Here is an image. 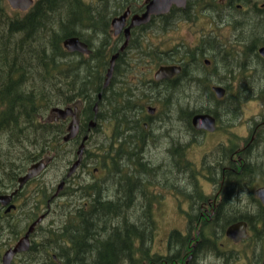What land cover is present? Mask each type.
Here are the masks:
<instances>
[{
    "label": "flooded vegetation",
    "instance_id": "af4514ba",
    "mask_svg": "<svg viewBox=\"0 0 264 264\" xmlns=\"http://www.w3.org/2000/svg\"><path fill=\"white\" fill-rule=\"evenodd\" d=\"M4 1L17 15L28 13L34 6L22 11L10 8ZM76 1V7L89 17H86L88 28L81 24V36L68 38H78L91 51L94 42L110 44L112 51L108 55L105 74L111 57L118 53L113 75L103 90L110 91L114 86L115 91H125L134 83L145 90L156 89L158 94L143 99L142 115L140 113L141 124L149 130L144 137L131 133L136 156H131L133 163L129 165L121 161L112 165L100 155L88 163L84 152L75 172L67 176L70 163L59 178L58 182L63 186L57 195V187L54 192L46 190L45 193L40 187L39 179L51 166L50 161L21 188L19 179L36 161L23 171L4 169V189L0 191V197L7 199L5 204L0 200V264H3L6 252L25 238L32 225L27 237L28 248L15 253L10 264H51L47 260L41 261V249L47 243L44 235L63 230L65 218L72 211L94 212L93 206L115 203L121 214L126 211L127 204L150 201L149 211L156 218L159 204L168 198L173 201L174 211L184 220V225L169 230L163 253L154 252L156 235L152 237L146 247L158 258L151 257V264H264V0H191L193 4L189 7L187 0L184 6L173 3L167 12L151 14L146 22L136 25H132L135 18L153 10L155 3L168 0ZM117 18H123L122 27L115 32L112 22ZM77 24L74 25L76 28ZM179 27H186L187 35L176 43L171 42L170 33ZM127 36V44L120 51ZM171 49L188 51L186 62L192 70L197 68L195 73L200 76L194 90L212 92V102L223 101L218 103L220 106L238 105L235 115L232 113L225 118L196 113L212 116L214 131L196 130L191 124L195 114L190 124L184 111L169 117V109H166V115L159 116L160 105L165 102L159 92L175 85L177 80L184 81V77L175 79L182 73L184 60L156 64L162 61L157 58H168L173 52L169 51ZM115 65L120 70L118 75L114 74ZM133 66L135 71L128 74ZM162 66H179L181 71L171 78H155ZM215 87L225 91L222 98L215 96ZM253 102L259 103L262 112L249 119L242 118L241 107ZM98 111L99 106L96 112L92 110L90 118H82L79 111V132L69 143L76 148L79 146L82 137L89 133V122L93 117L98 118L95 116ZM132 114L134 117L136 111ZM47 121L55 126L61 123L67 126L70 118L61 121L51 115ZM4 127L0 139H4L2 145L9 150L12 145L8 138V122ZM240 127L243 131H238ZM213 136L217 140H212L210 147L200 148L207 146L205 141ZM2 145L0 143V150L4 149ZM193 146L203 150L196 164L187 159L188 149ZM187 161L193 165V170H187ZM127 166L133 178L123 181L122 170ZM125 189L130 190L129 197ZM62 199L67 201L61 203ZM135 209L136 206L131 207V211ZM57 211L60 220H51L45 227L43 224ZM222 220L228 221L225 229L219 227ZM238 224L244 226V236H237L238 240L228 237V228ZM51 261L58 264L56 258ZM121 263L129 264L128 260ZM130 264H136V260Z\"/></svg>",
    "mask_w": 264,
    "mask_h": 264
},
{
    "label": "trees",
    "instance_id": "16d2710c",
    "mask_svg": "<svg viewBox=\"0 0 264 264\" xmlns=\"http://www.w3.org/2000/svg\"><path fill=\"white\" fill-rule=\"evenodd\" d=\"M191 2L188 1V7L193 4ZM77 5L76 0H36L28 13L17 15L4 0H0V135L4 132L5 122L9 121L8 138L12 145V152L0 155V191L4 189L3 164L7 156L10 155L8 161L12 168L19 171L43 156L52 155L53 162L59 156L65 124L55 126L45 121L46 113L53 107L69 106L80 101L81 116L86 118L91 116L97 95L101 93L96 130L104 120L112 138L120 124L129 123L127 117L131 116V110H135L137 115L130 125L123 127L120 139L108 140L100 150V156L112 165L119 161L125 165L133 163L131 157L124 159L135 150L134 137L130 135L136 132L144 137L149 130L141 124L143 99L158 94L155 88L145 90L134 83L129 84L125 91L102 89L108 55L112 51L110 44L94 42L91 45L93 51L88 56L71 55L64 50L62 42L66 38L80 35L74 25L82 21L81 24L88 28L87 13L78 9ZM169 51H173L170 56L157 58L162 61L156 64L184 60L182 73L175 78L184 77V81L177 80L175 85L159 92L161 100L165 101L160 105L161 116L166 115V109H169V117L184 111L190 124L191 117L196 113L205 112L221 118L232 113L235 115L238 109L236 103H232L233 107L230 104L220 106L218 103L223 101L212 102V92L194 90L200 76L195 73L197 68L192 70L186 62L188 51ZM133 71L134 66L127 72L130 74ZM119 73L115 65L114 74ZM179 84L185 85L184 89ZM116 116H122L124 121L120 122ZM16 144L20 147L15 150ZM186 164L187 170H193L191 163L187 161ZM122 172L123 181L133 178L130 167H124ZM45 191L43 188L42 192ZM149 204L150 201L127 204L126 211L121 214L115 203L93 206L96 209L94 212L80 210L75 213L71 210L65 218L63 230L44 235L47 243L41 249V261L54 264L51 261L54 255L58 264H122L124 260H128L129 264L135 260L136 264H151V257L155 260L158 257L152 256L146 246L156 234L157 219L151 216ZM134 206L136 209L133 212L131 207L133 209ZM227 222L222 220L219 227L225 229Z\"/></svg>",
    "mask_w": 264,
    "mask_h": 264
},
{
    "label": "rangeland",
    "instance_id": "374dc122",
    "mask_svg": "<svg viewBox=\"0 0 264 264\" xmlns=\"http://www.w3.org/2000/svg\"><path fill=\"white\" fill-rule=\"evenodd\" d=\"M81 22L80 21L77 24V31H81ZM100 27H98L99 29ZM188 32V29L186 27H179V28H174V31H172L169 35V38L171 39V42H178L179 38L180 40L182 39L183 36H186ZM186 41H189L188 39H186ZM190 43V42H188ZM159 44V43H158ZM161 45V44H159ZM171 46V45H170ZM155 70V67L152 69V71ZM29 72V71H28ZM115 79V77H114ZM117 83L115 82L114 85H116ZM111 89H114V86L111 87ZM133 111V110H131ZM259 113L262 112V107L259 106L258 102H253V103H249V104H244L241 107V116L242 118H246L249 119L252 116H255ZM159 116H161V113H159ZM48 117V112L45 115V118ZM116 118L118 120H123L122 118H120V116H116ZM133 116L131 114V116L127 117V120H130L129 123H124V124H120L117 132L114 133V137L112 138L111 135L109 137V131L107 129L106 123L104 120H102V123L100 124L99 128L97 130H94L92 135H91V140L89 141V145L86 147L87 152H89V156L94 155V157L101 155V151L102 150V146L104 147L107 144L108 140H119L121 135H122V129L124 126H128L132 123L133 120ZM238 131H243V128L240 127L238 129ZM217 136V135H216ZM108 137V138H107ZM205 136H202V138H204ZM112 138V139H111ZM4 139H0V143L2 145ZM217 140L215 139V136H213V139L211 140H206L205 143L207 146H200V148H206V147H210L211 146V142ZM189 139H186V142H188ZM162 140L160 142V146H162ZM200 142V141H199ZM202 142V141H201ZM64 144V143H62ZM4 149L0 150V155L1 154H6L8 155L10 152H12V147L7 150L6 145H2ZM76 145H73L72 143L69 144H64L63 147L60 150L59 156L57 157V159H55L54 163L51 164V166L48 168V170H46V172L41 176V178L39 179L40 182V187L41 189H46L49 190L50 192H54V190H56V187L58 185V180L59 178L63 175V173L65 172V170L68 168L69 163L74 159L75 157V147ZM20 147V144H16L14 149L16 150L17 148ZM200 148H196V147H189L188 152H187V159L189 161H191L192 163L194 162L195 164L198 162L199 157L201 155V153L203 152V150H200ZM14 150V151H15ZM155 155L157 154L156 152L154 153ZM135 157L136 153L135 152H130L128 154V156L125 157V159H128L130 157ZM88 159H86L85 162L88 163H92V161L94 158L93 157H87ZM98 158V157H97ZM7 161H5V163L3 164V168L4 169H9L11 171H15L12 167V165L10 164V162L8 161L10 158V155L7 156ZM97 160V159H94ZM98 162V161H96ZM16 169V168H15ZM86 177V176H84ZM90 179V177L88 178ZM31 188L27 189V192H29L28 190H30ZM130 189V188H129ZM127 190V189H125ZM64 201H67L66 199H62L61 203H63ZM172 200L170 198H168L165 201L161 202V204H159L157 210H156V219H157V234L155 236L154 242H153V250L154 252L157 253H163V249H164V245L166 242V237H167V233L169 232V230L173 229V228H182L184 225V220L182 218H180L174 211V204H172ZM57 210V207H56ZM60 220V212L57 211L55 212L50 218H48L46 220V222L43 224L45 227L49 225L51 220ZM59 223V222H58ZM128 230V229H126ZM117 264V262H116Z\"/></svg>",
    "mask_w": 264,
    "mask_h": 264
},
{
    "label": "water",
    "instance_id": "95a60500",
    "mask_svg": "<svg viewBox=\"0 0 264 264\" xmlns=\"http://www.w3.org/2000/svg\"><path fill=\"white\" fill-rule=\"evenodd\" d=\"M7 2L11 6V8L19 9L22 11L27 10L28 8H30L33 5V0H7ZM173 3L176 4L177 6H184L186 4V0H168L167 2L164 1V3H162V2L161 3H155L153 10H151V9L147 10V12L141 18H135L133 20L132 25L140 24L141 22H146L148 20V17L151 14H158V13L167 12ZM122 20H123V18H117L112 22V26L115 28V32H117L122 27ZM127 40H128V36H127L125 43H123V45L121 46L120 51L124 50V48L127 44ZM63 48L67 52H70V53L78 52V53L85 54V55H88L90 53V50L88 49L87 45L75 37L66 38L63 41ZM263 51H264V49H263ZM117 57H118V53L114 54L110 59V66H109V69L107 71L105 83L103 85L104 88L106 87L107 82L109 81V78L112 75L113 66L115 64V60L117 59ZM180 71H181V68L179 66H162L155 73V78H171L172 76L178 74ZM213 92L217 98H222L225 94V91L220 87H215ZM100 97H101V95L99 94L98 99H100ZM96 109H97V106L95 105V107H94L95 112H96ZM149 111L152 112V110H149ZM50 114H54L56 116V119H62V120L66 119L67 117H71V121L67 127V133L63 137L64 142H68L71 139L76 137L78 129H79V123L77 120L78 119V108L76 105H74L73 107L54 108L50 111ZM191 124L196 130H206V131H210V132L215 130V119L208 114H196L192 118ZM95 125H96V122L94 120L89 122V130L91 128H94ZM86 139H87V136L84 137L82 143L80 144V146L77 150V160L70 167L67 176H70L76 170V168L79 166V164L81 162L82 154H83V151L85 148L84 143H85ZM48 162H49V160L45 159V160H41V161H38V162L32 164L29 167V169L27 170L26 175H24L22 178L19 179V188H21L26 181L37 176L45 168V166ZM62 186H63V183H61L57 187L56 195L61 190ZM6 199H7L6 197H0V200L3 204H5ZM243 227L244 226L242 224H238V225L229 227L226 234L228 237H231L235 240H238L239 238H241L245 234V233H242ZM32 229H33V225L30 227L25 238L20 240L13 249L6 252L4 259H3V264H10L12 257L15 253H17L19 251H24L28 248L27 237H28V234L31 232ZM237 236H239L238 239H236Z\"/></svg>",
    "mask_w": 264,
    "mask_h": 264
},
{
    "label": "bare ground",
    "instance_id": "6f19581e",
    "mask_svg": "<svg viewBox=\"0 0 264 264\" xmlns=\"http://www.w3.org/2000/svg\"><path fill=\"white\" fill-rule=\"evenodd\" d=\"M43 5V4H42ZM41 6V5H40ZM44 7V6H43ZM109 69V68H108ZM113 71H114V66H113ZM107 75V74H106ZM112 75H113V72H112ZM112 75H111V77H112ZM111 77L109 78V81H110V79H111ZM109 81L107 82V85H108V83H109ZM107 85H106V87H107ZM105 89V88H104ZM98 114H99V111L97 112V114L95 113V116H98ZM15 118V117H14ZM13 118V119H14ZM11 119V118H10ZM7 120V119H6ZM12 120V119H11ZM8 121V120H7ZM13 121V120H12ZM9 122V121H8ZM15 123V122H14ZM14 123H13V125H14ZM31 124V123H30ZM27 125H29V124H27ZM30 126H32V125H30ZM26 127H28V126H26ZM41 127V126H40ZM43 127V126H42ZM82 128V127H81ZM85 129H86V127H85ZM87 130V129H86ZM89 131V130H88ZM124 132V131H123ZM92 133H93V131H91V132H89V133H86L83 137H82V139H81V142L83 141V139H84V137H86L87 136V139L86 140H91V135H92ZM119 165V164H118ZM121 165V164H120ZM119 165V166H120ZM117 166V165H116ZM116 168V167H115ZM101 189V188H100ZM93 190V189H92ZM96 190V189H95ZM126 191V190H125ZM87 192V191H86ZM129 192H130V190H129ZM127 197H129V194L127 193ZM128 201V200H127ZM130 202V201H129ZM62 250V249H61ZM62 252V251H61ZM64 254V253H63ZM64 262H66L65 260H64ZM65 264V263H64Z\"/></svg>",
    "mask_w": 264,
    "mask_h": 264
}]
</instances>
